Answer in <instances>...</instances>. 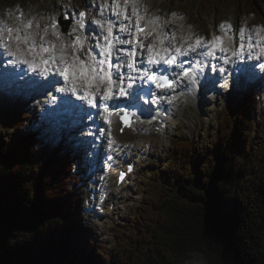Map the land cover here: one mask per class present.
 Returning <instances> with one entry per match:
<instances>
[{
    "label": "trees",
    "instance_id": "16d2710c",
    "mask_svg": "<svg viewBox=\"0 0 264 264\" xmlns=\"http://www.w3.org/2000/svg\"><path fill=\"white\" fill-rule=\"evenodd\" d=\"M181 4L170 11L186 12ZM229 6L237 21L264 22V0H199L191 19L209 37L207 12L217 24ZM261 104L250 94L227 109L207 153L173 142L169 163L143 186L136 233H120L112 252L78 213L74 159L60 153L39 171L36 137L21 139L22 116L13 137H0V264H264Z\"/></svg>",
    "mask_w": 264,
    "mask_h": 264
},
{
    "label": "snow or ice",
    "instance_id": "6c2138e0",
    "mask_svg": "<svg viewBox=\"0 0 264 264\" xmlns=\"http://www.w3.org/2000/svg\"><path fill=\"white\" fill-rule=\"evenodd\" d=\"M93 7L100 14L92 13L90 24L98 35L91 37L87 0L81 10L73 9V16L63 17L75 18L70 30L62 28L56 15L45 18L38 14L40 19L32 16L15 27L0 21V65L6 62L9 66L0 67V86L8 84L50 94L46 103L56 106L48 114L54 119L79 113L82 123L99 116L108 126L109 152L119 154V148H114L112 117H119L123 134L125 128L135 131L132 118L136 116L119 104L113 106L112 101L129 96L135 100L142 93L146 97L144 104L159 108L162 102L172 103L169 93L179 90V94H184L188 84L194 86L209 60L218 59L224 66L245 59L264 60V26L250 32L240 27L233 33L232 26L225 22L219 26L224 35L213 34L209 39L190 31H167L159 15L147 14L143 0H93ZM176 16L172 13V18ZM167 22L171 23V19ZM178 27L182 29L183 25ZM211 69L216 71V65L212 64ZM259 69L264 72V62L259 63ZM225 70L219 68L220 73ZM55 93L62 97L59 103ZM100 134L104 135V131ZM84 135L92 133L85 131ZM114 159L113 155L107 156L108 161ZM132 170L129 163L127 173L120 172L118 183L124 182Z\"/></svg>",
    "mask_w": 264,
    "mask_h": 264
},
{
    "label": "rangeland",
    "instance_id": "374dc122",
    "mask_svg": "<svg viewBox=\"0 0 264 264\" xmlns=\"http://www.w3.org/2000/svg\"><path fill=\"white\" fill-rule=\"evenodd\" d=\"M175 1L177 0H143L145 7L148 9L147 14H149L150 10L152 12L156 10L155 15L160 16V22L167 31L177 32L178 34L190 31L210 39L211 36L209 35V37H207L205 34L206 31L199 28V25L193 22L194 18L193 20L191 19V15L199 8V0H182L183 4L181 5L187 6L186 12L181 10L176 12L174 11L175 9L173 10L177 15L183 17V19L179 21H175L170 12ZM84 2L85 0H0V21H2L4 25L9 21H13L15 26H18L22 20H27L32 16H37V19H40L38 14H43L45 18L56 15L62 28L70 30L75 23V18L73 17L71 20H66L63 17L73 16V9L76 11L81 10ZM87 3L89 4L90 12L88 17L90 31H88V35L91 37L98 35L95 26L90 24L92 13L95 12L96 15L100 13L97 8L93 7V0H87ZM66 5L67 7H65ZM21 13L23 16H21ZM220 14L222 19L217 21V24L214 22L213 10L208 11L205 16V21L206 23L208 22L209 25L207 32L210 31L211 35H224V33L219 31V26L225 22L232 26L233 33H237L240 27H244L250 32L257 26H264V22L254 24L253 21H255V18L252 16L244 17L237 21L233 6H229V8L222 10ZM104 16L107 17V13H104ZM169 19H171V23L167 22ZM179 25H183V28H179ZM247 34L246 32V36ZM220 67H225L226 69V66L222 65L217 59L216 72L222 75L223 73L219 72ZM213 73V70L208 69V75H214ZM239 82L242 84L240 79ZM223 83L222 80L215 83L216 86L219 85L222 87L220 91H224L230 85V82H227V86L225 87V83ZM191 87V84L187 85V89H185L184 94H182L183 103L177 109L174 108V110L177 111L174 114V120L172 119L164 127L161 136L155 138L154 145L151 143V147L148 150L152 152V154L148 155V150L146 149V153L143 157L144 159L138 165L137 171L134 174L133 185L125 189L118 196H115L118 200L117 207L115 212L108 216L104 229H100L99 227L96 228L94 225L95 218L100 214L99 211L101 209L98 205L99 192L102 187L107 184L104 182L105 176L103 177L100 168L102 165L101 158L107 149L108 126L103 123L101 118L95 125H90L88 122H85L84 126H79L74 131L66 133L65 137H59L54 130L51 131V134L48 133L47 130L48 108L51 103H44V101H50V96L39 99L36 102L29 101L27 103L25 101L22 103L19 102V98H30L33 94H12L0 86V137L2 140L13 137L21 117L28 116L26 120L28 125L24 130L25 135L21 136V139L29 135L34 137L37 136L35 140L40 145L36 151L37 161L40 162L39 171H42V167L47 169L49 165H46V163L56 155H68V153H71L73 157V154H75V159H78L75 174L80 175L82 182L80 186L75 187L77 189L76 191L82 193L80 196V208L78 213L92 225V233L94 234L93 241L102 244L106 252H112L118 244L120 233H136L133 219L140 213L139 207L142 202L143 186L153 180L154 173L158 169H164L169 163L172 155L171 153L173 152L172 141L188 142L195 147L197 153H207L208 149H211L217 143L219 125L222 119L225 118L227 109L236 107L238 100L242 97H246L248 94V90L240 87V94L237 93V97L234 100H229L225 96L220 97L216 103L212 99L209 101L198 99L201 96L196 94L195 88L187 92ZM245 90L246 92H243ZM259 93L261 95V105H263L264 108V90H260ZM55 95L58 101L62 98L59 93H55ZM195 102H198V104ZM40 116H42V118H40ZM173 124H175V126H172ZM40 127H42V129H40ZM115 127L116 125L113 127V124H111L112 137L116 136L114 131ZM85 128L97 130L98 132H96V134L98 135V139L91 140L88 136L84 135L85 131L82 132V130ZM101 131H104V135L100 134ZM139 133L140 134L137 133L138 135L134 137H130V139H121V137L118 138V140L122 144L135 145L136 151L147 143L145 139L139 137L141 136V132ZM145 137L148 138L147 133H145ZM131 139L137 140V142L131 143ZM144 142L145 144L143 145ZM72 143L79 145V148L70 152ZM102 148L104 150H102ZM27 175L30 180L37 176L32 171L27 173ZM71 185H73V183H71ZM103 208H106V205L103 206ZM103 234L105 237H103Z\"/></svg>",
    "mask_w": 264,
    "mask_h": 264
},
{
    "label": "bare ground",
    "instance_id": "6f19581e",
    "mask_svg": "<svg viewBox=\"0 0 264 264\" xmlns=\"http://www.w3.org/2000/svg\"><path fill=\"white\" fill-rule=\"evenodd\" d=\"M168 26V25H167ZM220 66V65H219ZM205 72V71H204ZM204 72L201 74V79L199 80V81H201V83H202V81H203V74H204ZM212 77V75H210V78ZM200 86V85H199ZM215 89H213L212 91H214ZM154 118L155 117H153V115H152V112H149L145 117L143 116L142 118H141V121H139L138 122V126L135 128V131H133V132H127L122 138H127V137H134V136H136V135H138L137 133H139V132H141V130L143 129V128H145V130H143L142 132H141V136H139V137H141L142 139H147V137H145V133H150L151 131H149V127H150V125H151V123H149V121H153L154 120ZM166 123H167V121H166ZM172 126H175V124H173ZM146 129H147V132H144V131H146ZM175 129V128H174ZM173 129V130H174ZM142 139H141V141H142ZM152 140H150V138H148V140H146L145 142H151ZM144 142V143H145Z\"/></svg>",
    "mask_w": 264,
    "mask_h": 264
}]
</instances>
